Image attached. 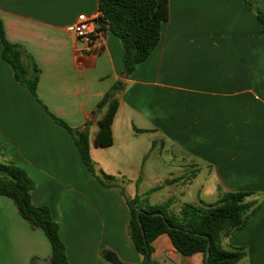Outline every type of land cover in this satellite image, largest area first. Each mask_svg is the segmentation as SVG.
Returning <instances> with one entry per match:
<instances>
[{"label":"crops","instance_id":"crops-1","mask_svg":"<svg viewBox=\"0 0 264 264\" xmlns=\"http://www.w3.org/2000/svg\"><path fill=\"white\" fill-rule=\"evenodd\" d=\"M255 1L264 13V0ZM80 13L96 17L97 0H0L6 39L21 50L28 75L38 74L34 96L15 80L0 40V162L33 180L31 199L58 222L69 264H112L107 251L121 264H141L119 188L97 181L73 135L52 117L87 127L95 172L116 177L129 198L168 202L176 213L222 191L264 194V34L243 0H169L157 46L118 94L113 141L97 146L106 106L92 112L120 77L123 46L106 33L84 51L69 30ZM201 175L209 180L194 186ZM222 245L245 247L238 264H264V203ZM152 248L161 264L204 260L201 252H177L166 233ZM49 255L45 234L0 196V264H47Z\"/></svg>","mask_w":264,"mask_h":264},{"label":"trees","instance_id":"trees-1","mask_svg":"<svg viewBox=\"0 0 264 264\" xmlns=\"http://www.w3.org/2000/svg\"><path fill=\"white\" fill-rule=\"evenodd\" d=\"M254 12L264 34V13L255 0H243ZM98 16L103 33H110L120 38L123 46V60L119 79L112 84L98 103L92 115L103 106L106 111L98 120L95 137L97 146L112 143L111 125L118 107V94L126 80L134 73L157 46L160 29L169 17V0H97ZM1 55L12 68L17 82L25 85L35 96L38 74L28 75L22 62V52L16 44L9 42L4 34L0 20ZM73 135L74 143L86 168L95 175L102 186L114 185L119 188L129 210L127 234L134 249L143 256L141 264H161L151 258L152 241L166 233L177 252L191 255L201 252L203 256L209 243V256L202 264H238L246 257L243 246L224 247L222 240L242 229L252 214L262 205L263 200L251 198L253 191H222L211 203H184L176 213L168 211V202L163 205H150L146 196L135 195L129 198L123 187L115 182L116 177L99 170L95 172L94 163L89 155L88 129H73L63 121L52 117ZM0 196L10 199L19 216L33 229L41 230L50 245L47 264H69L65 245L59 234V224L44 205H36L31 199L33 180L23 169L15 164L1 163ZM181 179H172L171 182ZM108 181V183L106 182ZM170 181H167L169 183ZM158 189L153 187L150 191ZM139 212V220L137 213ZM161 212L160 215H153ZM166 222L168 224H166ZM33 264V263H31ZM246 264V263H244Z\"/></svg>","mask_w":264,"mask_h":264},{"label":"built area","instance_id":"built-area-1","mask_svg":"<svg viewBox=\"0 0 264 264\" xmlns=\"http://www.w3.org/2000/svg\"><path fill=\"white\" fill-rule=\"evenodd\" d=\"M97 16L94 17L80 13L69 26V30L74 34L77 41L83 44L84 51H90L93 44L101 40L104 35Z\"/></svg>","mask_w":264,"mask_h":264},{"label":"water","instance_id":"water-1","mask_svg":"<svg viewBox=\"0 0 264 264\" xmlns=\"http://www.w3.org/2000/svg\"><path fill=\"white\" fill-rule=\"evenodd\" d=\"M153 215H160V216L164 217L163 214H162L161 212H155V213H153ZM137 220H138V223H139V225H140V227H141L140 220H139V212L137 213ZM166 224H168V223L166 222ZM208 256H209V243H208V245H207L206 253H205V255H204V261H207ZM105 259H106L107 261H109L110 263H112V264H121V263L118 261L116 255H115L113 252H110V251H107V252H106V254H105Z\"/></svg>","mask_w":264,"mask_h":264},{"label":"rangeland","instance_id":"rangeland-1","mask_svg":"<svg viewBox=\"0 0 264 264\" xmlns=\"http://www.w3.org/2000/svg\"><path fill=\"white\" fill-rule=\"evenodd\" d=\"M151 180H152V179H149V181L147 182V185L150 186L151 184H153ZM201 180H202V181L204 182V184H205L206 180H209V179H207V178L204 179L203 175H201V176H199V177L195 180L194 186H197L198 183H199ZM193 188H194V187H193ZM263 195H264V194H260V195H256V194H255V195L251 196V198L257 199V201H261V200H263ZM255 196H256V197H255ZM263 203H264V202H263ZM263 203H262V204H263ZM261 206H262V205H261ZM261 206H260V207H261ZM260 207H259V208H260ZM259 208H258L257 210H259ZM257 210H256L254 213H256ZM254 213L252 214V216L254 215ZM252 216H251V217H252ZM251 217H250V218H251ZM250 218H249V219H250ZM244 259H245V258H244ZM240 263H242V262H240Z\"/></svg>","mask_w":264,"mask_h":264}]
</instances>
